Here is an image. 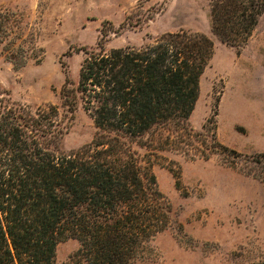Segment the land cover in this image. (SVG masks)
I'll list each match as a JSON object with an SVG mask.
<instances>
[{"label": "trees", "instance_id": "16d2710c", "mask_svg": "<svg viewBox=\"0 0 264 264\" xmlns=\"http://www.w3.org/2000/svg\"><path fill=\"white\" fill-rule=\"evenodd\" d=\"M210 12L213 33L239 47L264 0H214ZM151 17L128 15L120 28ZM105 43L84 48L79 79L66 77L60 104L0 98V264H56L58 245L70 238L79 248L65 264H135L160 233L182 229L154 171L162 153H238L215 127L190 124L214 55L210 37L181 29L141 46ZM21 49L10 40L3 51L24 65ZM80 107L93 118V140L62 150Z\"/></svg>", "mask_w": 264, "mask_h": 264}, {"label": "rangeland", "instance_id": "374dc122", "mask_svg": "<svg viewBox=\"0 0 264 264\" xmlns=\"http://www.w3.org/2000/svg\"><path fill=\"white\" fill-rule=\"evenodd\" d=\"M213 1L0 0V98L31 106L60 104L66 77L79 79L84 48L100 42L107 49L141 46L181 29L213 40L190 124L196 131L215 127L218 140L238 153L216 152L209 159L197 151L162 153L154 171L182 229L160 233L135 264H264V13L248 42L236 47L212 31ZM128 15L152 17L120 28ZM10 40L22 46L18 60L26 59L24 65L6 58ZM95 132L93 118L80 107L61 149H77ZM78 248L75 239L62 241L56 264L68 262Z\"/></svg>", "mask_w": 264, "mask_h": 264}]
</instances>
